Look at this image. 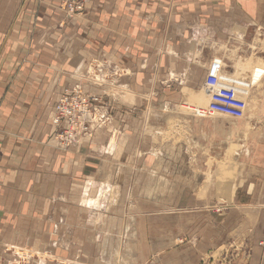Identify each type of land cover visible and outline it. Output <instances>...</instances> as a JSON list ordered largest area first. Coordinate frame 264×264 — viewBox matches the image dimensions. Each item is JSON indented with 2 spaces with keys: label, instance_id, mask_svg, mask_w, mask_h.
Listing matches in <instances>:
<instances>
[{
  "label": "crops",
  "instance_id": "crops-1",
  "mask_svg": "<svg viewBox=\"0 0 264 264\" xmlns=\"http://www.w3.org/2000/svg\"><path fill=\"white\" fill-rule=\"evenodd\" d=\"M63 2L0 0V264L28 250L51 257L28 264H264V0H85L78 18ZM97 61L114 132L64 151L55 103ZM214 70L258 118L182 127L180 156L173 129L143 119L209 96ZM101 185L126 207L99 225L84 202Z\"/></svg>",
  "mask_w": 264,
  "mask_h": 264
},
{
  "label": "rangeland",
  "instance_id": "rangeland-1",
  "mask_svg": "<svg viewBox=\"0 0 264 264\" xmlns=\"http://www.w3.org/2000/svg\"><path fill=\"white\" fill-rule=\"evenodd\" d=\"M68 0H64L63 2V7L66 12V16L68 18H78L82 16V14L78 15H73L70 16V14L67 11V8L65 4L67 3ZM79 1V0H77ZM85 10V8H84ZM104 68L102 67L101 63L99 61L93 62L89 65L88 70L83 76L80 77L82 83H79L76 87L74 88H66L62 92L66 90H73L76 89L77 91L81 93H86L90 95L91 97H96L99 99V102L96 103L95 106V111H94V120L91 121V132L87 133L82 132L80 134L79 139H77L76 142H73L71 146L69 147H63L60 142H58L57 138L55 137V140L58 143V147L64 151H67L71 149L72 146H76L79 144L85 143V141H90L96 138V135L100 132L103 131H108V132H114L115 128V121L112 120V115H111V109L106 103L104 99V93L102 92V86L109 83L113 85L114 79L112 78V73L107 74L103 70ZM260 76L259 71L257 74V78ZM222 83L226 84L227 82L221 78ZM257 81V79H255ZM239 82V81H236ZM242 83L244 82L241 81ZM88 85L90 88H94V90H86L85 87H83V84ZM230 87H232L234 90H232L233 93H235L237 96V100H239L242 103H245V111H244V116L243 119L238 120L235 118H227L224 116L220 115H213L209 112V102H210V97L203 91L200 93L195 92L194 90H185V92L180 93L179 98L174 101L173 104L167 105L165 108L161 107V116L159 119H154L152 118L149 114L145 116L144 120V129H158V128H172L173 132L171 133L173 136L178 135L179 139L175 140V143H178L182 149L179 150V155H184L187 157V148H186V140H185V132L181 129L182 127H187V126H201V125H216V124H224V125H229L237 127L238 123H245V122H252L258 115L256 114L257 112L254 110V105L253 103H249L246 97V89L239 87L237 84L229 83ZM227 85V84H226ZM185 86V85H184ZM182 88V86H180ZM113 91L111 93V96L114 94H118L117 90L115 87H113ZM236 91V92H235ZM187 95H190V97L186 98ZM258 118V117H257ZM154 122H157L155 125ZM176 127V128H175ZM212 127V129H211ZM175 129V132H174ZM210 133V139L209 141L206 140L205 142H216L217 140V133H215V129H213V126H210V129L208 130ZM199 135H201L200 131L196 132ZM169 132L162 131L161 137L163 140L167 139L168 137L172 136ZM56 135V133H55ZM201 137H197L195 141L190 138V148L193 152L196 151H202V144L201 142ZM143 141L149 142L151 141L150 139L148 140L147 137L145 139L143 138ZM212 147V146H211ZM233 147L231 151H235V147ZM214 151L218 150L216 146L213 145ZM169 152V150H168ZM192 154V153H189ZM219 181L221 180V177L217 178ZM214 177H211L208 179L209 182L213 181L215 182ZM219 189H221V186H217ZM112 187L110 185H101L99 187V190L97 191V195L92 198L93 200L96 201V205H87V207L93 209L94 217L90 219V221L96 222L99 225H101L102 221L106 219V216L109 215L111 212L116 210V207L118 205L125 206V201L120 200L118 197V193L116 189H113L111 191ZM218 189V191H219ZM219 199H224L227 194L223 192H218V194L215 195ZM89 199V198H87ZM86 199V200H87ZM215 213L220 212L219 209L213 210ZM26 252V253H25ZM17 251L19 253L18 257L20 259H17L16 262L12 264H28L31 261H44L45 260H50L51 257L49 254L41 255V254H36L32 253L29 250L28 251ZM15 259V260H16Z\"/></svg>",
  "mask_w": 264,
  "mask_h": 264
},
{
  "label": "built area",
  "instance_id": "built-area-1",
  "mask_svg": "<svg viewBox=\"0 0 264 264\" xmlns=\"http://www.w3.org/2000/svg\"><path fill=\"white\" fill-rule=\"evenodd\" d=\"M85 0H68L65 4L70 16L82 14ZM206 90L210 97L209 112L227 118L243 119L245 103L237 100L232 87L222 83L217 71L214 70L206 79ZM236 92V91H235ZM96 97L69 89L58 97L52 123L57 126L55 137L63 147H69L79 139L82 132H91V121L94 119Z\"/></svg>",
  "mask_w": 264,
  "mask_h": 264
},
{
  "label": "bare ground",
  "instance_id": "bare-ground-1",
  "mask_svg": "<svg viewBox=\"0 0 264 264\" xmlns=\"http://www.w3.org/2000/svg\"><path fill=\"white\" fill-rule=\"evenodd\" d=\"M84 204L87 206V205H92V204H95L96 205V201L95 200H92V199H87ZM107 246V244H106ZM110 246V244H109ZM105 252V251H104Z\"/></svg>",
  "mask_w": 264,
  "mask_h": 264
}]
</instances>
